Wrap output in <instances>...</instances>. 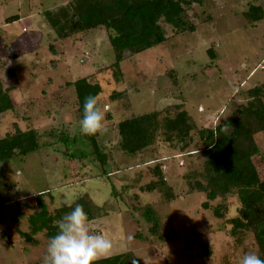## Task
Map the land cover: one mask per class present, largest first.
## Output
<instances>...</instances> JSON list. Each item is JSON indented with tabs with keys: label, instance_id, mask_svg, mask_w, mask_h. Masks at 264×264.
<instances>
[{
	"label": "rangeland",
	"instance_id": "374dc122",
	"mask_svg": "<svg viewBox=\"0 0 264 264\" xmlns=\"http://www.w3.org/2000/svg\"><path fill=\"white\" fill-rule=\"evenodd\" d=\"M70 1L0 0V80L12 89L15 106L0 115V139L14 133L15 125L41 135L39 151L1 166L0 197L6 204L0 219V264H42L46 232L35 235V242L20 235L30 232L29 216L40 211V201L60 220V208L81 195L94 205L90 230L112 242L111 251L99 259L132 251L138 264H239L246 252L258 255L251 233L240 245L230 236L228 220L240 208L237 197L213 203L219 202L225 214L218 219L202 208L205 197L189 190L184 177L202 168V158L177 157L168 144L155 147L177 195L167 201L158 191H145L155 180L152 168L157 163L142 165L139 158L123 154L118 124L178 104L199 128L224 122L244 103L242 92L264 84V20L253 23L245 17L251 6L264 11V0H204L202 6L190 7L174 0L172 9L182 12L195 31L176 34L166 27L165 43L126 53L120 78L114 74L115 56L104 29L61 40L50 27L46 12ZM98 1L111 0H93ZM16 15L19 20L7 21ZM241 63L246 67L241 69ZM81 78L102 89L97 99L105 130L98 142L104 164L80 132L73 83ZM255 140L260 153L253 163L264 181V132ZM104 171L115 172L104 176ZM148 208L155 212L164 239L151 234L144 216ZM14 212L23 217L17 221ZM17 234L21 238L15 245Z\"/></svg>",
	"mask_w": 264,
	"mask_h": 264
},
{
	"label": "trees",
	"instance_id": "16d2710c",
	"mask_svg": "<svg viewBox=\"0 0 264 264\" xmlns=\"http://www.w3.org/2000/svg\"><path fill=\"white\" fill-rule=\"evenodd\" d=\"M173 1L111 0L94 3L93 0H72L67 6L48 11L45 15L50 27L61 40L87 35L94 29H104L115 56L114 74L120 78L121 64L126 53H140L165 43L168 39L166 27H170L176 34L195 31V27L189 26L182 12L172 9ZM181 1L189 7L202 6L204 3V0ZM245 17L253 23H260L264 20V11L260 6H251ZM17 20L18 15L7 21ZM209 54L215 58L213 51ZM6 61L8 60L4 64ZM73 87L81 120L85 97L98 98L102 89L86 78L75 81ZM11 91V88L5 89L0 80V115L15 107ZM242 93L244 103L215 127L199 128L182 104L122 120L118 124L119 148L123 154L139 158L142 165L157 163L152 168L155 180L146 186L145 191H158L167 201L175 200L177 195L163 172L160 158L155 157V147L168 144L178 151L177 157L202 158V168L190 171L184 177L188 181L189 190L202 194L206 199L202 208L212 211L218 219L224 218L225 214L219 202L216 206L213 203L229 196L237 197L240 208L238 215L228 220L230 236L240 245L247 234L251 233L258 248V256L264 259V181L260 179L253 163V158L260 153L255 136L264 132V84ZM123 95L124 92L115 93L113 97ZM14 127V133L0 139V174L5 162L14 158H26L41 149V135L37 130L24 131L17 125ZM86 137L93 147V154L104 164L107 159L103 146L98 142L99 134ZM195 146L197 150L191 149ZM114 172L104 171L103 175L110 176ZM5 204L0 197V219L3 217ZM77 204L82 206L88 221H91V208L94 205L87 195L79 196L70 206L64 204L59 210V218ZM38 206L40 211L29 216L30 232H20L28 242H35L34 236L42 232H46L49 239L57 233L53 223L56 221L55 216L49 213L43 202L39 201ZM144 216L151 224V234L164 239L155 212L148 208ZM13 217L18 221L23 214L14 212ZM133 255L137 258L130 251L98 259L95 264H130Z\"/></svg>",
	"mask_w": 264,
	"mask_h": 264
},
{
	"label": "clouds",
	"instance_id": "9594fccd",
	"mask_svg": "<svg viewBox=\"0 0 264 264\" xmlns=\"http://www.w3.org/2000/svg\"><path fill=\"white\" fill-rule=\"evenodd\" d=\"M244 67L246 65L241 63L240 68ZM103 121L104 114L98 105L97 97H85L83 115L79 122L80 132L86 136L101 134L105 130ZM25 220H21V231L25 229ZM53 223L57 233L48 241L42 264H95L112 249L110 239L105 238L102 233L90 230L87 214L79 204ZM20 238L18 234L14 237L15 245ZM130 264H138L134 255L130 258ZM239 264H264V259L254 252H246Z\"/></svg>",
	"mask_w": 264,
	"mask_h": 264
},
{
	"label": "built area",
	"instance_id": "2783aa9c",
	"mask_svg": "<svg viewBox=\"0 0 264 264\" xmlns=\"http://www.w3.org/2000/svg\"><path fill=\"white\" fill-rule=\"evenodd\" d=\"M181 164H182V162H181Z\"/></svg>",
	"mask_w": 264,
	"mask_h": 264
}]
</instances>
